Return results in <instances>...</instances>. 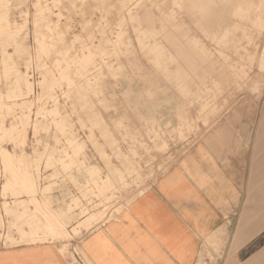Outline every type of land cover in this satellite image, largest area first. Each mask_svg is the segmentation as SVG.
<instances>
[{
    "label": "rangeland",
    "instance_id": "374dc122",
    "mask_svg": "<svg viewBox=\"0 0 264 264\" xmlns=\"http://www.w3.org/2000/svg\"><path fill=\"white\" fill-rule=\"evenodd\" d=\"M263 105L264 0H0V213L38 229L50 205L37 199L69 200L64 225L49 219L47 235L0 232V245L52 240L64 264H90L84 233L118 214L127 188L153 178L151 166L166 172L222 136L248 166L247 132L256 136ZM140 164L151 173L142 179L132 172ZM127 176L132 185L120 189ZM248 205L247 192L225 220L224 244L204 240L195 264L231 255ZM75 210L82 221L72 226ZM262 245L264 230L246 248Z\"/></svg>",
    "mask_w": 264,
    "mask_h": 264
},
{
    "label": "crops",
    "instance_id": "0c3cea01",
    "mask_svg": "<svg viewBox=\"0 0 264 264\" xmlns=\"http://www.w3.org/2000/svg\"><path fill=\"white\" fill-rule=\"evenodd\" d=\"M262 122L256 136L257 128L247 133L250 148L246 167H243L241 156L235 155L236 150L224 143V140H229L224 136L208 139L214 143L201 142L164 173L158 174V165L152 163L153 178L143 181L141 187L135 183L137 186L127 188L126 196L128 192L137 190L132 195L129 193L128 203L122 206L119 213L84 233L80 247L90 264H195L202 242L223 228L225 220H233L232 216L244 204L247 192V213L238 218L233 232L237 230L234 248H229L230 239L228 254L231 255L227 257L230 259L228 262L225 259L222 264H262L264 245L246 248L264 230V118ZM137 167L132 166V172H136L141 179L151 174L148 166L140 164ZM133 179L125 177L120 183L123 187L119 188L125 189ZM65 188L72 190L73 205L79 198L74 191L76 186L67 185ZM94 194L96 197L91 200L93 204H99L96 199L98 194ZM112 195L111 192L106 193L104 200ZM114 195L120 199L125 196L122 191ZM16 201L29 204L25 196L18 197ZM37 201L42 207L50 205L49 209L43 208V212L38 214L40 228L34 226V221L24 225L26 220L16 223V216L5 217L0 213V232L3 236L8 234L15 238L19 236L18 232L27 234L32 230L38 235H47L46 222L49 219L63 225L68 222L69 218L64 215L69 200L56 195ZM105 201L104 206L98 208L99 213L107 205ZM33 210L34 207L29 204L27 212ZM71 216L72 226L81 223L79 211H73ZM249 233L251 240L239 246L241 239L247 238ZM57 248L59 243L52 240L36 244L0 245V264H64Z\"/></svg>",
    "mask_w": 264,
    "mask_h": 264
},
{
    "label": "bare ground",
    "instance_id": "6f19581e",
    "mask_svg": "<svg viewBox=\"0 0 264 264\" xmlns=\"http://www.w3.org/2000/svg\"><path fill=\"white\" fill-rule=\"evenodd\" d=\"M207 1H209V2H211V3H218L219 1H221V0H207ZM153 18V17H152ZM218 18V17H217ZM239 64V63H238ZM263 65V64H262ZM263 67V66H262ZM251 73V72H250ZM256 84V83H255ZM223 130L224 131H226L224 128H223ZM227 133H228V131H227ZM248 133V132H247ZM223 134V133H222ZM218 135H220L221 136V134H218ZM223 137V136H222ZM164 173V172H163ZM180 179V178H179ZM183 179V178H182ZM210 223V222H209ZM211 227V226H210ZM224 227L223 228H221L218 232H216L213 236H211V238H212V240H214V241H217L218 243H219V246L220 245H223L224 244ZM208 231V230H207ZM237 231V230H236ZM236 231H235V233L233 234V238H232V240H231V246H229V248H234V238H235V234H236ZM175 233V232H174ZM34 241V240H33Z\"/></svg>",
    "mask_w": 264,
    "mask_h": 264
},
{
    "label": "snow or ice",
    "instance_id": "6c2138e0",
    "mask_svg": "<svg viewBox=\"0 0 264 264\" xmlns=\"http://www.w3.org/2000/svg\"><path fill=\"white\" fill-rule=\"evenodd\" d=\"M262 264H264V262H262Z\"/></svg>",
    "mask_w": 264,
    "mask_h": 264
}]
</instances>
